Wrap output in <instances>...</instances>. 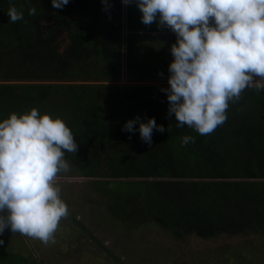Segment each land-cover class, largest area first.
Here are the masks:
<instances>
[{"label":"trees","instance_id":"trees-1","mask_svg":"<svg viewBox=\"0 0 264 264\" xmlns=\"http://www.w3.org/2000/svg\"><path fill=\"white\" fill-rule=\"evenodd\" d=\"M10 6L23 18L10 21ZM125 7L0 0V118L33 106L62 117L77 142L65 158L130 226L155 224L178 239L264 234V89L245 88L209 134L177 127L162 91L168 84L122 82ZM137 115L165 131L154 128L149 144L124 130ZM185 134L195 139L182 144ZM9 232L0 233V264H37Z\"/></svg>","mask_w":264,"mask_h":264},{"label":"clouds","instance_id":"clouds-1","mask_svg":"<svg viewBox=\"0 0 264 264\" xmlns=\"http://www.w3.org/2000/svg\"><path fill=\"white\" fill-rule=\"evenodd\" d=\"M133 2L143 24L156 21L176 35L162 91L177 127L209 134L227 119L229 102L239 100L245 88L264 89V0H122ZM67 3L51 0L54 8ZM102 3L108 7V0ZM7 13L12 22L23 18L15 6ZM35 13L30 6L28 14ZM154 128L165 131L154 117L139 115L123 125L129 132L138 130L149 144ZM194 139L185 134L181 143ZM76 151L74 134L58 115L33 106L0 118V233L7 227L54 242L60 220L69 214L58 181L71 179L62 175L70 171L65 153Z\"/></svg>","mask_w":264,"mask_h":264},{"label":"rangeland","instance_id":"rangeland-1","mask_svg":"<svg viewBox=\"0 0 264 264\" xmlns=\"http://www.w3.org/2000/svg\"><path fill=\"white\" fill-rule=\"evenodd\" d=\"M127 5L131 25L138 22L142 28L158 27L156 21L149 25L141 22L140 10L134 2ZM143 39L149 48L165 41L149 42L147 36ZM174 40L168 37L169 50ZM162 62L158 57L152 61V66L159 73L168 72ZM134 71L132 67L130 74ZM127 79L124 72L122 82H129ZM62 175L71 177L58 181L69 214L60 220L54 242L45 244L18 232H9L18 234L16 239H24V244L38 260L37 264H264L263 233L245 232L213 239L188 235L178 239L155 224L130 226L113 212L109 213L107 204L89 180L71 166L70 171ZM22 246L19 241L15 247L19 250Z\"/></svg>","mask_w":264,"mask_h":264},{"label":"crops","instance_id":"crops-1","mask_svg":"<svg viewBox=\"0 0 264 264\" xmlns=\"http://www.w3.org/2000/svg\"><path fill=\"white\" fill-rule=\"evenodd\" d=\"M128 5L124 9V30H125V52H124V72L127 80L126 83H142V84H168L169 72L162 71L159 73L156 68L152 66V61L158 60V57L163 59L165 66L168 68L169 62L173 59L170 50L168 49V37L171 40H176L175 33L167 27L146 26L140 27L138 22L130 24ZM155 23V22H153ZM146 36L149 42L155 39H163L164 43H157L151 46L150 50L148 44L144 43ZM153 37V40L151 37ZM129 38L131 47H129ZM174 40V41H175ZM133 67L135 70L133 75L130 70ZM163 79V80H162ZM161 80V81H158Z\"/></svg>","mask_w":264,"mask_h":264}]
</instances>
